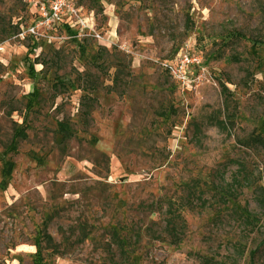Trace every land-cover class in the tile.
<instances>
[{"label":"rangeland","instance_id":"obj_1","mask_svg":"<svg viewBox=\"0 0 264 264\" xmlns=\"http://www.w3.org/2000/svg\"><path fill=\"white\" fill-rule=\"evenodd\" d=\"M34 1L0 0V264H264V0H82L99 36L19 35Z\"/></svg>","mask_w":264,"mask_h":264},{"label":"built area","instance_id":"obj_2","mask_svg":"<svg viewBox=\"0 0 264 264\" xmlns=\"http://www.w3.org/2000/svg\"><path fill=\"white\" fill-rule=\"evenodd\" d=\"M32 4L34 20L19 35L30 33L37 37L64 29L82 36H99L96 32L95 14L84 9L82 0H35ZM202 64L201 55L184 52L162 62V67L177 85L190 87L197 82L194 72Z\"/></svg>","mask_w":264,"mask_h":264},{"label":"trees","instance_id":"obj_3","mask_svg":"<svg viewBox=\"0 0 264 264\" xmlns=\"http://www.w3.org/2000/svg\"><path fill=\"white\" fill-rule=\"evenodd\" d=\"M91 99V98H89ZM94 101H97L96 99H92ZM84 106L86 107V110L84 111L85 114H89L90 113V109L89 107L91 106V102L90 101H85L84 102ZM60 130L65 134V137H72L73 133L70 132L69 128H68V124L67 123H62L60 126ZM178 218H180L179 214H176L174 211H171V216L169 218V225H171V229L170 231L172 232V237H173V242L174 243H179L181 240V236H179V230L177 227V221L179 220ZM114 239L118 240V236L116 234L113 235ZM119 245H121V242H118ZM201 259V264H220L216 261H213L212 259L208 258V257H204V256H199Z\"/></svg>","mask_w":264,"mask_h":264}]
</instances>
